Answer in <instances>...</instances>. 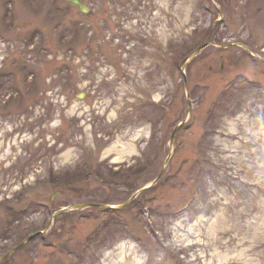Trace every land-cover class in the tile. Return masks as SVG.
Here are the masks:
<instances>
[{
	"label": "rangeland",
	"instance_id": "1",
	"mask_svg": "<svg viewBox=\"0 0 264 264\" xmlns=\"http://www.w3.org/2000/svg\"><path fill=\"white\" fill-rule=\"evenodd\" d=\"M81 1L0 0V264H264V0Z\"/></svg>",
	"mask_w": 264,
	"mask_h": 264
},
{
	"label": "trees",
	"instance_id": "2",
	"mask_svg": "<svg viewBox=\"0 0 264 264\" xmlns=\"http://www.w3.org/2000/svg\"><path fill=\"white\" fill-rule=\"evenodd\" d=\"M203 45V44H202ZM192 50L190 51H187L186 55L190 54ZM187 57V56H184V58ZM157 123H154L153 126H156ZM152 126V127H153ZM142 169H145V166L141 167L140 170ZM131 168H128L127 170V173L125 175V178H123V176H120L119 174H116V173H113L114 175H111L110 177L108 178H111V179H115V178H119L120 180H122V183H125V186H127L129 188V195L131 196L132 194H134L135 191H137L139 188L138 187H135V182L134 183H126L127 180H129L128 176L129 174L131 173L130 172ZM128 178V179H127ZM146 183V182H145ZM144 183V184H145ZM153 192V189L151 190H148V191H145L143 193H141L134 201L133 203H131L129 206L125 207L124 209H120V210H114V209H91L90 212L91 214L93 213L92 211H97L98 213H106V214H110V215H113V214H116V215H123L124 213L125 214H129V213H132V215L134 216L136 213V211H141L143 209H146V207L143 205V202L144 199L146 201L149 202V199H147V196ZM105 204V203H104ZM133 209V210H132ZM90 215V214H89Z\"/></svg>",
	"mask_w": 264,
	"mask_h": 264
},
{
	"label": "water",
	"instance_id": "3",
	"mask_svg": "<svg viewBox=\"0 0 264 264\" xmlns=\"http://www.w3.org/2000/svg\"><path fill=\"white\" fill-rule=\"evenodd\" d=\"M67 2L75 5L80 11L84 12V13H87L88 12V9L85 7L84 4H82L79 0H66ZM208 45V43H205L203 46H201L199 49H197L195 52H199L201 51L202 49H204L206 46ZM192 58V57H189L188 59H185L183 61V63H187L188 60ZM172 140V138H171ZM153 185V184H152ZM87 206H91V205H87Z\"/></svg>",
	"mask_w": 264,
	"mask_h": 264
}]
</instances>
